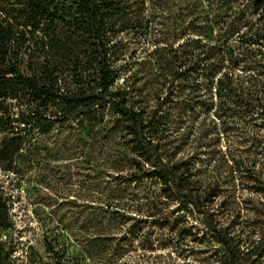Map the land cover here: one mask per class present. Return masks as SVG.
I'll use <instances>...</instances> for the list:
<instances>
[{"label": "rangeland", "instance_id": "rangeland-1", "mask_svg": "<svg viewBox=\"0 0 264 264\" xmlns=\"http://www.w3.org/2000/svg\"><path fill=\"white\" fill-rule=\"evenodd\" d=\"M152 1L139 13L131 0L106 35L112 89L149 121L145 134L163 161L240 253L231 256L171 187L144 176L149 164L105 111L92 129L55 123L0 163L6 264H264V251L246 258L264 228V40L251 36L255 14L229 0ZM18 111L1 98L0 125Z\"/></svg>", "mask_w": 264, "mask_h": 264}, {"label": "trees", "instance_id": "trees-1", "mask_svg": "<svg viewBox=\"0 0 264 264\" xmlns=\"http://www.w3.org/2000/svg\"><path fill=\"white\" fill-rule=\"evenodd\" d=\"M131 0H0V99L15 100L19 111L0 125V163L13 161L38 135L55 123L77 122V128H93L105 111L113 124L125 129L132 149L144 158L150 170L145 177L159 179L193 205L204 225L231 256L240 253L226 230L219 227L208 208L185 190L175 166L163 161L158 144L145 131L149 121L126 104L125 93L112 89L116 75L110 63L106 35ZM153 6L152 0H137ZM243 3L255 18L249 22L251 36L264 40V0H229ZM235 18L228 16V20ZM262 26V27H259ZM24 70L27 72L25 73ZM223 78H216L221 90ZM4 118L0 117V124ZM122 182L130 177L120 175ZM7 211L6 203L0 209ZM264 251V228L246 258ZM8 254L0 260L7 263Z\"/></svg>", "mask_w": 264, "mask_h": 264}]
</instances>
